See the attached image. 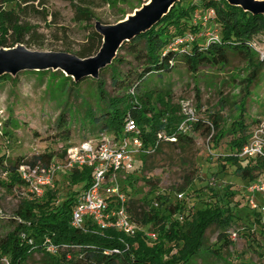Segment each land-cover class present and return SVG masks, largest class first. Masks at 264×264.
<instances>
[{"label":"trees","instance_id":"trees-1","mask_svg":"<svg viewBox=\"0 0 264 264\" xmlns=\"http://www.w3.org/2000/svg\"><path fill=\"white\" fill-rule=\"evenodd\" d=\"M36 2L42 6V9L37 11L42 12L47 18L49 12L44 7L46 3L44 0H0V47L15 45H7L9 35L13 37L14 43L25 44V38L32 32L33 26L29 23L23 24L20 13L35 7ZM6 5H10V8ZM197 10L202 13L214 11L211 20L204 24L207 27L203 28L202 22H194V14ZM93 16L91 9L77 7L76 20L87 21ZM216 29L219 33L218 38L205 34ZM188 34H192L191 40L177 43L178 39ZM102 41V35L90 26L88 42L77 55L89 57L96 54ZM252 43L264 44L263 14H252L240 6L228 3L227 0H178L151 29L121 46L120 50L128 45L129 52L139 62L141 71L125 78L121 71L113 68L114 86L122 89V93L115 96L106 91L105 80L98 78L99 96L106 105L98 118L91 110L89 115L94 123H102L101 131L115 132H120L126 117L132 115L144 129L146 144H155L157 134L162 130L177 136L175 141L161 142L155 152H160L164 143L171 145L181 142L193 143V135L179 132V125L184 119L182 115H177V108L172 104L169 93L161 94L144 89V80L153 73L172 71L178 60L184 61L194 73L201 66L226 65L231 54H240L253 64L258 51ZM260 59L257 64H253L249 76L243 80L246 88L258 76V70L264 62L263 58ZM117 61L124 63V59L120 57L113 60V62ZM22 72L43 73L44 71ZM10 77L16 80L18 75L4 74L0 76V81ZM84 80L74 81L73 84L79 85ZM241 106L243 109L244 102H241ZM260 121L261 119L256 120L255 125ZM211 124L208 125V129L217 130L214 137L217 143L227 133L233 135L230 141L232 152L220 157L223 163L220 172H224L227 164H231L236 167V173L242 175L248 183L262 176L264 160L240 158L236 154L250 138L243 113L228 129L221 126L219 116H215ZM200 125L201 123L197 122L194 126L197 128ZM57 126L60 132L67 134L66 138H68L70 128L66 112L58 117ZM66 148L61 153L62 157L66 154ZM56 155L54 152H45L31 158L20 156L14 161L7 160L5 155L1 156L0 165L7 179L0 183L7 190H20L22 193L25 183L18 172L20 165L39 160L48 163L56 158ZM149 156L151 154L141 155L138 164L123 185L130 196V213L133 219L146 229L156 230L158 232L156 242L150 243L144 231L128 236L113 228L95 230L96 232H84L74 228L71 225V215L77 196L73 193L57 203L59 188L52 190L48 187L42 200L24 197L20 200L13 218V228L0 239V264L3 258L7 259L8 264H29L30 258L35 253L43 255V264H189L201 254L205 247L207 231L213 225L221 229L218 238L221 246L217 249L208 247V250L210 254L220 257L222 248L231 246L233 242L228 229L241 218L237 213L239 202L233 200L235 192L225 193L227 197L223 200L212 189L213 194L210 199L203 200L198 206L189 207L178 196L171 199L170 192H157L158 186L154 180L140 174L146 169ZM69 177L72 183L84 180L83 189L91 183L92 169L88 166L74 168L69 173ZM140 179L150 185L143 198L133 195V193H145L144 186L136 185ZM155 200H158L159 206H154ZM247 206L255 215V221L262 222L261 226H264L262 220L264 215L252 210L248 204ZM180 216H183V219H180ZM46 238H50L59 246L57 253L46 251L44 246ZM30 239L33 240L31 244L28 243Z\"/></svg>","mask_w":264,"mask_h":264},{"label":"rangeland","instance_id":"rangeland-1","mask_svg":"<svg viewBox=\"0 0 264 264\" xmlns=\"http://www.w3.org/2000/svg\"><path fill=\"white\" fill-rule=\"evenodd\" d=\"M44 1V7L49 12L47 18L37 11L42 9L38 2L35 7L20 13L21 22L33 26L32 32L25 38V45L32 50L65 51L77 55L87 44L90 26L95 28L96 21L116 23L148 0ZM6 7L10 8V5ZM77 7L91 9L94 16L87 21L76 20ZM204 24L203 28L207 27ZM12 44L16 45L9 35L7 45ZM129 50L126 45L118 51L117 57L124 59V63L113 62L100 72L99 78L105 80V89L112 96L122 93V89L114 86L113 68L121 71L125 78L141 71L139 62ZM259 55H255L253 64L261 61ZM253 64L240 54H231L226 65L201 66L194 73L184 61L178 60L172 71L153 73L143 82L146 90L169 93L177 115L186 118L183 107L187 106L196 120L189 132L194 136L193 143H164L160 152L149 156L147 167L140 174L154 180L157 192H170L171 199L183 192L182 200L189 207L210 199L212 189L223 200L227 197L225 193L235 192L233 200L239 202L237 213L241 218L231 226L239 228L238 238L232 240L231 246L222 248L220 257L210 254L208 247L217 249L221 246L218 242L221 229L213 225L207 231L201 254L189 264H264V226H261L262 222L255 221V215L248 209V180L237 174L236 167L231 164L220 172L223 165L220 157L232 152L230 141L233 135L227 133L217 143L214 140L217 130L208 129L215 116H219L221 126L228 129L243 113L248 131L256 120L264 119V62L248 88L243 81L252 71ZM73 83V78L61 70L22 72L16 80L10 77L0 81V158L5 155L7 160L14 161L20 156L31 158L54 152L57 154L55 159L61 161V153L66 147L98 136L102 123H94L89 115L91 110L98 118L106 105L100 99L97 79L88 77L79 85ZM241 102H244L243 109ZM63 112L68 116V138L57 126L58 117ZM197 122L201 125L196 128L194 125ZM6 179L7 175L0 165V181ZM84 184V180L72 183L69 173L62 171L49 188H59L56 201L59 203L73 193L78 196L77 192ZM136 185L144 186L145 193L133 195L143 198L150 185L145 184L143 179L138 180ZM45 194L32 198L20 190H7L0 183V239L13 228V218L22 197L42 200ZM146 239L150 243L157 240L148 236ZM43 263L41 253H35L29 260V264ZM1 264H8L7 259L3 258Z\"/></svg>","mask_w":264,"mask_h":264},{"label":"built area","instance_id":"built-area-1","mask_svg":"<svg viewBox=\"0 0 264 264\" xmlns=\"http://www.w3.org/2000/svg\"><path fill=\"white\" fill-rule=\"evenodd\" d=\"M213 15V10L206 13L197 10L194 14V22L207 23ZM205 34L218 38L219 33L216 29ZM192 38V34H188L178 39L177 43ZM252 45L264 59V47L258 43ZM183 111L186 118L180 123L179 132L188 134L196 118L187 106L183 107ZM144 133L137 120L132 115H128L120 132L102 130L95 138L69 145L61 161L54 158L48 163L41 160L35 163H23L18 169L25 183L22 193L32 198L42 197L59 172L70 173L74 168L88 166L92 169V180L76 197L71 225L84 232L113 228L128 236L144 231L146 236L156 240L158 238L156 230L146 229L133 219L130 213V196L124 190L123 182L127 181L141 155L154 153L161 142L175 141L177 136L162 130L158 132L155 144H146ZM236 154L240 158L264 160V119L252 127L248 142ZM183 195L184 193L180 192L179 199H182ZM246 200L252 210L264 215V173L246 186ZM153 204L155 207L159 206L158 200ZM179 218L183 219V216ZM228 234L232 240H236L240 234L239 228L230 227ZM32 242V239L28 241L30 244ZM44 246L47 252L59 251V246L50 238H46Z\"/></svg>","mask_w":264,"mask_h":264},{"label":"water","instance_id":"water-1","mask_svg":"<svg viewBox=\"0 0 264 264\" xmlns=\"http://www.w3.org/2000/svg\"><path fill=\"white\" fill-rule=\"evenodd\" d=\"M178 0H148L125 18L113 24L95 22V30L103 37L98 52L80 57L65 51L32 50L23 43L0 47V76H17L25 70H61L75 82L85 78L98 79L100 72L112 64L121 46L157 24ZM252 14L264 15V0H227Z\"/></svg>","mask_w":264,"mask_h":264}]
</instances>
